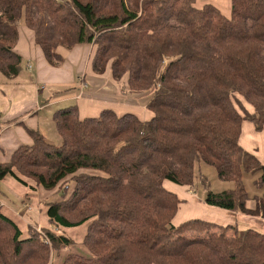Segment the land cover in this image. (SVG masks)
<instances>
[{"label":"trees","instance_id":"16d2710c","mask_svg":"<svg viewBox=\"0 0 264 264\" xmlns=\"http://www.w3.org/2000/svg\"><path fill=\"white\" fill-rule=\"evenodd\" d=\"M230 5L227 18L197 0H0V73L9 80L23 72L16 49L24 24L50 64L62 62L60 48L93 46L94 73L110 68L123 93L150 97L146 122L112 110L81 119L77 105L58 110L60 146L28 130L32 145L0 158V184L12 177L28 187L25 178L64 190L45 204L51 226L90 223L83 245L91 257L70 253L61 264H264V233L228 236L232 227L201 219L175 226L183 201L164 185L196 188L199 178L208 205L264 219V196L248 209L243 181L260 172L264 184V165L240 144L244 122L264 129V0ZM202 165L233 187L213 191ZM73 244L48 228L25 235L0 202V264H54Z\"/></svg>","mask_w":264,"mask_h":264},{"label":"crops","instance_id":"0c3cea01","mask_svg":"<svg viewBox=\"0 0 264 264\" xmlns=\"http://www.w3.org/2000/svg\"><path fill=\"white\" fill-rule=\"evenodd\" d=\"M205 4L216 6L225 17L230 18V0H197L199 8ZM16 50L24 60L28 61L26 67L31 69L30 71H33L31 60H36L37 63L35 65V75L31 79H21L22 72L17 79L4 84L6 89L0 90L1 95L7 99L5 105L0 106V158L3 160L8 159L19 147L32 145L33 141L28 130H39L46 138L48 135L47 130L49 134L55 132L57 135L53 122L54 110L63 105L71 103L77 105L81 119L97 118L105 110H112L118 116L133 114L143 122L150 121L153 118V113L147 109L150 97L123 93L120 83L112 77L110 68L104 74L93 72L92 62L95 56V47L93 46L77 45L72 49L60 48L59 53L62 55V62L54 66L46 60L42 49L36 45L34 31L21 24L20 38ZM123 82L125 83L126 79ZM41 100L46 101V105L37 108ZM246 108L250 112L254 111L253 107L248 104H246ZM255 130L252 123L244 122L240 144L264 163L260 158L264 154V129L261 134ZM209 168L202 165L201 174L208 176ZM168 182H165V187L177 194L183 201L173 221L175 226L186 222L185 219L188 217H199L196 216L198 212H203L206 215L207 212L211 211H213V214L217 212L220 215L216 222L219 225L238 223L239 217L237 218V214L206 207L202 200L195 196L194 188L175 184L174 186ZM232 187L225 189L226 185H220L219 190L216 192L226 191ZM200 188V184L196 185V189ZM3 198L4 194H1L0 202L7 208L8 204L2 200ZM16 198V201L10 200L9 202L13 206L10 208L11 214L26 222L28 228L32 226L35 229L38 227L43 229L36 221L34 210L24 206V200L17 196ZM19 204L24 207H19ZM255 207V202L248 203V209L254 210ZM180 212L183 213V218L178 222ZM243 218L250 219L248 216ZM200 219L212 223L209 218Z\"/></svg>","mask_w":264,"mask_h":264},{"label":"rangeland","instance_id":"374dc122","mask_svg":"<svg viewBox=\"0 0 264 264\" xmlns=\"http://www.w3.org/2000/svg\"><path fill=\"white\" fill-rule=\"evenodd\" d=\"M229 18V17H228ZM37 45V44H36ZM38 46V45H37ZM40 47V46H39ZM59 51V50H58ZM27 60L25 59L23 62V73L20 76L21 79H26V78H32L35 75V65H36V60H31L32 64H33V71H30L31 69L27 68ZM125 80V79H124ZM8 81H12L9 80L7 77H5L3 74L0 73V90L1 89H6L5 87V83H7ZM120 83V82H118ZM122 83H120L121 86ZM124 84V82H123ZM50 89L52 87H49ZM5 100H7L5 97H3L1 95L0 92V106H2L3 104L5 105ZM46 105V101L41 100L39 101V104L37 106V108H42L43 106ZM75 105L74 103H71L69 105H63L61 107H59L58 109L54 110V113L58 110H61L63 108H67L70 106ZM52 119V118H51ZM52 123V120H51ZM47 130V128H46ZM256 131V130H255ZM257 133H262V132H258ZM47 139L54 145L56 146H60L61 145V139L58 137V135L55 134H49L48 130H47ZM264 146V145H263ZM261 160L264 162V154H262V157H260ZM264 165V163H263ZM210 171L208 172V178L211 184V189L213 191H218L220 188V185H226L225 189H228L230 187L233 186L232 182H223L220 181L219 179H217V175L216 172L213 168H209ZM260 177H262V173L258 172V173H245L244 177H243V181H244V185L246 187V190L250 196V201L249 202H255L256 203V199H261L264 196V184H260L258 183ZM23 180L28 183V187H25L24 185H22L21 183L17 182L14 178L12 177H7L1 184H0V195L4 194V198L2 199L4 202H6L8 204V207H4V213L11 217L20 227V229L25 233V235L27 234V230H28V225L26 224V222H24L22 219L18 218V217H14L11 212H10V208H12L13 206L10 205V200H17L16 196L18 198H21L22 200H24L25 204L24 206H28L30 208H32V210H34L35 215H36V221H38L39 225L41 227L44 228H48V229H52L53 231H55L58 234H64L69 236L73 241L74 244L73 246H71L70 248L64 250L61 253L60 257H56L54 260V264H61L65 255H68L70 253L72 254H77V255H81V256H85V257H91V254L89 253V251L86 249V247L83 245L84 242V238L85 235L87 233V229L88 226L90 225V223L79 227V228H75V229H65V228H60L57 229L54 226H51L49 221H48V216H47V207L45 204L50 203V202H54V201H60L62 198V193H64V190L62 188H57L53 191H48L44 188H38L36 186L35 183H33L31 180L25 179L23 178ZM171 185H174V183H170ZM200 183V179L197 178L196 180V185H198ZM176 185V184H175ZM174 185V186H175ZM177 187V186H176ZM224 189V190H225ZM195 192V196L202 200L203 204L206 207H211V208H216V209H220L221 211H228V210H224L215 206H211L208 205L205 202V195L206 192H204V190H202V186L200 189H193ZM182 194V193H181ZM14 197V198H12ZM18 202V201H17ZM24 207L23 205L19 204V207ZM229 213H231V211H228ZM212 213V214H210ZM235 213V212H233ZM237 214V218L239 217V220L237 221V224H227V225H219V223H216L218 221V219L220 218V215L217 214V212H215V214H213V211L211 212H207L206 215L203 212H198L196 213V216L199 217H188L185 219V221H189V220H193V219H200V218H209L210 221L212 223H216L215 225H217L218 227H232V229L228 232V236H233L235 234V232H241L244 230H248V229H252L255 231H258L260 233H264V219H262L261 217H254V216H248L250 219L246 220L243 217H245L243 214L240 213H235ZM183 218V213L180 212L179 216H178V222L181 221ZM222 219V217H221ZM42 228H37L38 232H42L43 231ZM213 231L215 232H220V230L214 229ZM208 236V234H199V233H190L187 234V238L189 239H196V238H206Z\"/></svg>","mask_w":264,"mask_h":264}]
</instances>
